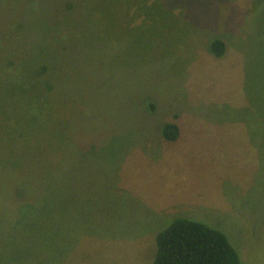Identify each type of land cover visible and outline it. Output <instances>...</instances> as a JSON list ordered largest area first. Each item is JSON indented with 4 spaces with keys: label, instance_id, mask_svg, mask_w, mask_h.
Here are the masks:
<instances>
[{
    "label": "rangeland",
    "instance_id": "obj_1",
    "mask_svg": "<svg viewBox=\"0 0 264 264\" xmlns=\"http://www.w3.org/2000/svg\"><path fill=\"white\" fill-rule=\"evenodd\" d=\"M24 175L55 203L0 264H150L180 217L264 264V0H0L1 200Z\"/></svg>",
    "mask_w": 264,
    "mask_h": 264
},
{
    "label": "trees",
    "instance_id": "obj_2",
    "mask_svg": "<svg viewBox=\"0 0 264 264\" xmlns=\"http://www.w3.org/2000/svg\"><path fill=\"white\" fill-rule=\"evenodd\" d=\"M210 48L215 55L222 56L226 48L225 41L215 38ZM32 73L34 75L28 80L32 83L27 81L25 84L37 92V98L49 94L52 79L45 73V67L40 65L39 69ZM45 100L47 103L51 99ZM25 114V120L29 124L37 122L41 117V113L37 112L32 104L27 107ZM162 134L167 140H176L180 134L178 124L166 123ZM36 176L26 178L24 175L19 181L1 182V193L5 199H0V221H32L50 215L55 202L46 195H40L38 186L34 188ZM1 178L3 179V176ZM3 191L6 194H3ZM156 244V253L150 264H241L240 254L225 232L190 218L180 217L170 222L157 233Z\"/></svg>",
    "mask_w": 264,
    "mask_h": 264
}]
</instances>
